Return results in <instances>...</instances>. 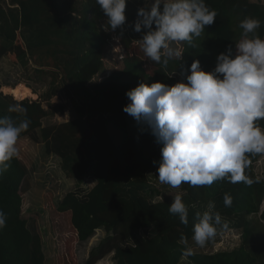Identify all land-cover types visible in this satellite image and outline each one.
Returning <instances> with one entry per match:
<instances>
[{
  "label": "trees",
  "instance_id": "obj_1",
  "mask_svg": "<svg viewBox=\"0 0 264 264\" xmlns=\"http://www.w3.org/2000/svg\"><path fill=\"white\" fill-rule=\"evenodd\" d=\"M144 0H127L123 29H110L107 17L96 0H8L0 1V60L11 58L14 64L31 69L37 79L47 82V91L37 98L21 101L0 91V116L23 119L8 108L21 104L30 120L27 131L18 141L29 138L43 144L46 155L60 159V169L75 181L76 189L67 192L57 206L50 194L45 195L44 209L56 212L67 227L65 252L47 259L38 227L22 217L23 194L29 190L28 168L18 156L0 176V210L6 214V226L0 229V264H78L76 245L87 242L98 230L106 236L89 252L83 264H97L112 254L115 264H180L187 257L191 264H264V180L257 178L255 164L263 154L250 155L245 175L253 181L230 183L227 179L211 186H179L188 207V224L180 222L168 209L171 198L161 196L148 174L157 171L162 144L150 129L138 124L123 111L129 103L126 92L140 83H165L182 80L180 59H170L167 67L149 60L142 50V33L135 32L137 10ZM217 12L214 23L206 26L193 44L182 42L183 62L190 66L199 60L205 71L216 66V57L240 39L239 23L245 17L261 21L257 35L264 38V3L250 0H205ZM129 30H126L128 29ZM121 54V66L92 85L95 76L105 70L106 46ZM174 73V74H173ZM186 82V81H185ZM64 93L76 118L65 123L43 126V120L63 115L64 106L51 99ZM45 104V106L43 105ZM258 124L264 129V119ZM85 180L94 181L91 189L82 187ZM233 198L225 207L224 195ZM156 198V199H155ZM215 203L224 221H235L240 229V245L230 251L182 255L191 244L196 213ZM151 231L140 240L137 234ZM130 244V242H133ZM127 244V245H126Z\"/></svg>",
  "mask_w": 264,
  "mask_h": 264
},
{
  "label": "clouds",
  "instance_id": "obj_2",
  "mask_svg": "<svg viewBox=\"0 0 264 264\" xmlns=\"http://www.w3.org/2000/svg\"><path fill=\"white\" fill-rule=\"evenodd\" d=\"M96 3L111 30L123 29L127 0ZM216 16L205 0H151L149 5L138 8L134 21L133 30L142 33V50L149 60L164 67L170 59L182 61L181 81L172 86L140 83L126 92L129 103L123 108L163 145L160 164L154 172H158L161 184L172 188L182 183L211 186L221 179L251 185L253 181L245 175L251 163L249 156L264 154V129L258 124L264 119V38L257 35L261 21L245 17L239 23L242 32L235 51L229 46L218 54L212 71L203 70L198 59L186 67L183 52L171 46L187 42L195 47L194 37H200ZM8 111L24 118L17 122L13 117L0 116V176L18 155V139L30 125L23 105H10ZM163 198L161 194L157 200ZM232 201L231 195L225 193V207H231ZM168 211L177 215L182 224H188L189 210L180 194L174 197ZM196 217L192 240L199 247L214 239L218 229L228 228L212 201ZM6 219L0 210V229L6 226ZM180 242L186 245L182 255H194L184 234Z\"/></svg>",
  "mask_w": 264,
  "mask_h": 264
},
{
  "label": "rangeland",
  "instance_id": "obj_3",
  "mask_svg": "<svg viewBox=\"0 0 264 264\" xmlns=\"http://www.w3.org/2000/svg\"><path fill=\"white\" fill-rule=\"evenodd\" d=\"M1 1V0H0ZM254 3H264V0H250ZM151 0H144V6L149 5ZM126 30H129L126 29ZM172 47L181 51L182 42L173 43ZM104 65L105 70L94 77L88 84L92 85L107 75L109 70L121 66V54L119 50L112 47H105ZM180 80H177V82ZM23 84L29 86L36 91L37 98L43 95L48 88L47 82H41L37 79L31 69L25 70L20 65L14 64L11 58L4 57L0 60V91L3 87H11L13 85ZM5 91V89H4ZM2 92V91H1ZM7 92V91H5ZM3 93V92H2ZM7 93H10L9 91ZM6 94V93H3ZM11 95V94H7ZM13 97V95H11ZM14 98V97H13ZM31 98V97H28ZM15 99V98H14ZM25 99V98H24ZM16 100V99H15ZM23 100V99H22ZM21 101V100H20ZM51 103L62 104L64 106L63 115H56L43 120V126H50L59 123L72 121L76 118L75 112L70 101L65 94L58 93L51 99ZM45 106V104H43ZM18 157L28 168V185L29 190L23 194L22 217L28 222L29 228L32 225L38 227L43 239V251L46 258L49 260L65 252V242L67 236V227L63 223L61 216L55 211L48 212L44 209L45 195L50 194L52 197L53 206H57L63 196L76 189L75 181L68 178L60 169V159L53 155H46L43 144L34 143L29 138H24L17 142ZM257 178L264 180V154L256 162L254 168ZM154 171L148 174L151 183L156 184L162 192V195L167 198L174 199L177 194L184 196L178 188H172L167 184H161ZM157 181V182H156ZM94 183L85 182L82 187L86 190L91 189ZM260 212L264 213V200L260 205ZM227 229H218L216 237L206 243L204 247H199L194 241L189 244L194 251L204 253H214L217 251H230L240 245V229L235 226V221L228 220ZM264 223V222H263ZM106 236L105 232L98 230L87 241L75 246L74 254L78 264H83L88 258L89 252ZM151 236V231L142 230L137 234L140 240L147 239ZM130 242V244H133ZM127 245V244H126ZM97 264H115L112 259V254L108 255ZM180 264H191L187 257L181 259Z\"/></svg>",
  "mask_w": 264,
  "mask_h": 264
},
{
  "label": "bare ground",
  "instance_id": "obj_4",
  "mask_svg": "<svg viewBox=\"0 0 264 264\" xmlns=\"http://www.w3.org/2000/svg\"><path fill=\"white\" fill-rule=\"evenodd\" d=\"M5 91H9L11 95H13V97L17 100V101H20L24 98H28V97H31V91L22 86V85H18L17 87L15 88H9V87H6L4 88Z\"/></svg>",
  "mask_w": 264,
  "mask_h": 264
},
{
  "label": "crops",
  "instance_id": "obj_5",
  "mask_svg": "<svg viewBox=\"0 0 264 264\" xmlns=\"http://www.w3.org/2000/svg\"><path fill=\"white\" fill-rule=\"evenodd\" d=\"M2 1H3V2H8V0H1V2H2Z\"/></svg>",
  "mask_w": 264,
  "mask_h": 264
}]
</instances>
